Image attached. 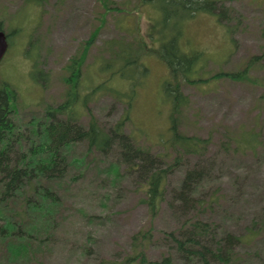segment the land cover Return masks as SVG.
<instances>
[{
  "label": "rangeland",
  "instance_id": "1",
  "mask_svg": "<svg viewBox=\"0 0 264 264\" xmlns=\"http://www.w3.org/2000/svg\"><path fill=\"white\" fill-rule=\"evenodd\" d=\"M225 3L235 15L229 23L233 36L214 15L197 14L183 24L182 48L205 54L204 77L235 73L259 59L244 79L222 75L208 83H182L190 103L180 130L206 145L182 157V165L168 177L159 210L151 214L144 202L147 171L124 163L118 151L103 155L77 144L72 156L85 164L71 167L56 187L63 199L58 225L50 235L36 234L27 258L13 261L0 253V264H124L136 257L133 236L143 231L153 235L145 264H167L166 257L171 264H201L177 255L170 237L181 235L196 219L240 238L231 264H264V0ZM159 16L145 0H0V22L11 34L0 80L18 91L20 124L63 102L70 63L84 57L82 95L109 78L116 91L98 94L90 103L101 127L109 129L128 114L126 133L172 163L177 155L163 144L171 136L167 65L153 51L143 59L149 74L130 109L119 96L128 92L129 83L111 76L115 68L100 70L101 63L116 59L114 42L134 41L139 33L150 47H159ZM35 69L42 76L35 78ZM192 169L202 170L204 179L183 208L177 192Z\"/></svg>",
  "mask_w": 264,
  "mask_h": 264
},
{
  "label": "trees",
  "instance_id": "2",
  "mask_svg": "<svg viewBox=\"0 0 264 264\" xmlns=\"http://www.w3.org/2000/svg\"><path fill=\"white\" fill-rule=\"evenodd\" d=\"M160 14L157 24L162 34L159 47H150L138 33L131 42H114L117 48L113 61L101 63L100 70L112 72L129 83L128 92L119 94L130 109L137 89L143 86L149 69L143 59L152 51L156 52L169 69V78L164 84L166 100L171 104L169 139H164L166 148L173 150L176 158L168 163L166 154L154 156L126 133L128 114L113 127H101L92 114L90 103L98 94L116 93L107 81L96 85L82 95L81 82L84 57L73 58L68 90L60 105L47 106L42 117H32L24 124L18 119L16 105L18 91L9 81L0 80V253L8 254L9 260L17 261L29 256L28 248L42 231L50 235L58 225V216L63 199L57 191L69 175L71 167L83 166L85 160L72 156L75 145L86 143L90 152L108 154L118 151L124 163L147 171L143 184L144 202L151 214H155L164 200L169 175L182 165L183 156L196 155L206 145V140L189 136L180 130L181 116L190 100L182 91V83L201 84L220 76L233 80L248 77L258 57L248 62L243 70L233 73H219L204 77L206 56L202 51H185L181 46L183 24L197 14L214 15L233 36L230 21L234 11L225 0H145ZM0 22V30L5 31ZM11 34H7L9 47ZM39 78L43 72L34 70ZM46 80V79H45ZM88 87V86H87ZM90 119L85 124L84 117ZM162 140V139H161ZM69 158L71 160L69 161ZM166 161V162H165ZM165 163V164H164ZM204 179V172L198 169L187 171L177 192L182 207L192 202V192ZM2 223V224H1ZM180 234H170L171 243L177 255L188 261L201 264H231L233 249L240 238L232 233L218 230L203 220L196 219ZM151 231L133 236L136 257H128L124 264H145L148 262L146 246L152 240ZM171 264L172 258H164Z\"/></svg>",
  "mask_w": 264,
  "mask_h": 264
},
{
  "label": "water",
  "instance_id": "3",
  "mask_svg": "<svg viewBox=\"0 0 264 264\" xmlns=\"http://www.w3.org/2000/svg\"><path fill=\"white\" fill-rule=\"evenodd\" d=\"M8 41H7V36L3 31H0V63L4 59L7 51H8Z\"/></svg>",
  "mask_w": 264,
  "mask_h": 264
}]
</instances>
